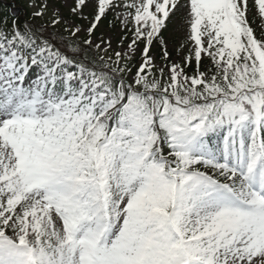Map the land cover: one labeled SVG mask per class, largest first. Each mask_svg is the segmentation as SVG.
Wrapping results in <instances>:
<instances>
[{
	"label": "snow or ice",
	"instance_id": "6c2138e0",
	"mask_svg": "<svg viewBox=\"0 0 264 264\" xmlns=\"http://www.w3.org/2000/svg\"><path fill=\"white\" fill-rule=\"evenodd\" d=\"M70 11L67 36L0 21V264H264V0ZM110 13L132 32L114 56Z\"/></svg>",
	"mask_w": 264,
	"mask_h": 264
},
{
	"label": "rangeland",
	"instance_id": "374dc122",
	"mask_svg": "<svg viewBox=\"0 0 264 264\" xmlns=\"http://www.w3.org/2000/svg\"><path fill=\"white\" fill-rule=\"evenodd\" d=\"M43 0H25L26 6L29 8L32 19L34 21V24L36 25H45L47 27H53L51 24V20L53 17V11L54 9L58 11V15L63 18V20L71 21L75 24H82L83 27H87L88 21H81L78 17L72 15L70 9L73 4V0H49V8L46 12V14L41 18H34L32 13L36 11L37 9L35 7H31L32 4H39L42 3ZM89 12V20L91 19L90 12L91 10H87ZM117 21L118 25L114 27L105 26L103 24V20L98 25L96 31L93 33L94 38H99L103 36L106 40L111 39L112 40V49L109 50V55H113L116 51H126L127 45L131 42L132 39V32L124 30L121 25V21L116 18L117 14H111ZM183 21L181 14H177L174 21L169 24L167 33H168V39L166 47L171 52V57H169L170 60L179 61V52L181 50V46L184 44L185 41V30L183 28ZM56 29H63V23L55 25ZM86 35V33H83L80 35V38L83 39V36ZM123 37H127L126 39H122ZM143 47V44L140 45V48ZM103 55V53H101ZM150 54L156 57V63L157 64H163L164 61L160 60L157 53V47L153 44L152 49L150 50ZM139 60L140 63V49H137V53L134 57H132L131 60ZM205 63V62H204ZM202 71L205 70L204 68L201 69ZM189 72V71H188ZM191 73V72H189Z\"/></svg>",
	"mask_w": 264,
	"mask_h": 264
},
{
	"label": "trees",
	"instance_id": "16d2710c",
	"mask_svg": "<svg viewBox=\"0 0 264 264\" xmlns=\"http://www.w3.org/2000/svg\"><path fill=\"white\" fill-rule=\"evenodd\" d=\"M16 19L20 24H23L25 21L31 22L30 20V12L29 8L26 6L24 0H0V21H6L7 26L11 27L12 20ZM105 24L107 26H115L117 24L116 20L112 18L110 15L105 19ZM0 26H3L0 24ZM49 31L56 32L58 34H62L67 36L68 34L65 30H56L54 28H48ZM167 34L163 33L162 35V44L155 45L158 48V55L161 59L162 55V47L166 46ZM168 52H170L168 50ZM162 60V59H161ZM128 63L132 66V70H136L137 62L136 61H128ZM187 71H193V67H188Z\"/></svg>",
	"mask_w": 264,
	"mask_h": 264
}]
</instances>
